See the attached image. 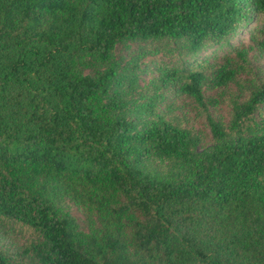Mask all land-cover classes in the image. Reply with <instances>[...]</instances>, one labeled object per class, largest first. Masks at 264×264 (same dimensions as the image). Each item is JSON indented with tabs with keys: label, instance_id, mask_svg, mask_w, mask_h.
I'll use <instances>...</instances> for the list:
<instances>
[{
	"label": "trees",
	"instance_id": "16d2710c",
	"mask_svg": "<svg viewBox=\"0 0 264 264\" xmlns=\"http://www.w3.org/2000/svg\"><path fill=\"white\" fill-rule=\"evenodd\" d=\"M251 18L264 51V0H0V222L36 237L0 264H264V81L228 39Z\"/></svg>",
	"mask_w": 264,
	"mask_h": 264
},
{
	"label": "rangeland",
	"instance_id": "374dc122",
	"mask_svg": "<svg viewBox=\"0 0 264 264\" xmlns=\"http://www.w3.org/2000/svg\"><path fill=\"white\" fill-rule=\"evenodd\" d=\"M253 20L254 18H251L245 28H242L237 33H234L228 37L229 43H231V45L235 44L237 47L243 49L245 48L247 51L246 60L241 62L235 58L233 61L235 67L241 63L242 73L240 77L247 84H254L264 81V51H261V48H259L254 41L249 40V37L247 36V28L255 24ZM227 47L228 45L223 47L213 45L207 49H204L202 54H209L211 50L218 54H222L228 49ZM133 48L135 49V46L133 45H130V47H119L117 52L121 53L122 55H126L132 52ZM233 55L234 53H232L231 57H233ZM156 57H158V55H156ZM148 59H150L149 56L145 58L146 61H148ZM219 62L220 60L212 61L208 64V67L212 65L214 68L215 64L217 65ZM202 65H204V63ZM149 75H151L150 72L139 73V84L142 85V83H145V80L148 79ZM209 96L215 97L217 101L215 108H209V112L212 114V116L216 117L218 115H225L226 107L220 103L217 92L212 91L209 93ZM164 102L165 104L160 105L159 109L163 108L167 104H170L169 110L171 111L173 117H179V119L183 120L184 124L200 130L202 135L205 137V140H209L208 132L203 126V114L198 108L195 107L194 103L191 102L190 99L184 95H178L175 97L169 95ZM258 117V114H255L256 120ZM70 212L78 222L79 228L85 229V222L83 219L84 216L82 215L81 211L78 208L72 206ZM34 239H36V237L31 229L9 220L0 222V248H4L12 252Z\"/></svg>",
	"mask_w": 264,
	"mask_h": 264
}]
</instances>
